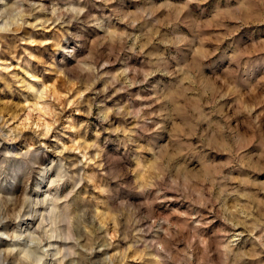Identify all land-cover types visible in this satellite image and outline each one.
Returning <instances> with one entry per match:
<instances>
[{
  "label": "rangeland",
  "instance_id": "1",
  "mask_svg": "<svg viewBox=\"0 0 264 264\" xmlns=\"http://www.w3.org/2000/svg\"><path fill=\"white\" fill-rule=\"evenodd\" d=\"M0 222V264H264V0H0Z\"/></svg>",
  "mask_w": 264,
  "mask_h": 264
},
{
  "label": "bare ground",
  "instance_id": "2",
  "mask_svg": "<svg viewBox=\"0 0 264 264\" xmlns=\"http://www.w3.org/2000/svg\"><path fill=\"white\" fill-rule=\"evenodd\" d=\"M37 204V203H36ZM35 204V205H36ZM29 205V204H28ZM43 205V204H42ZM32 206V205H31ZM30 205L29 206H27V205H21V207H20V209H19V211H18V215L19 216H25V215H27V216H29V217H31L32 215H36L37 213H35L36 211H37V208L36 207H31ZM52 210V209H51ZM50 210V211H51ZM55 210V209H54ZM53 210V211H54ZM53 211H51V212H53ZM21 214V215H20ZM42 214V213H41ZM17 217V216H16ZM21 221V220H20ZM42 221H43V218L41 217L40 218V223L38 224V226H40L41 225V223H42ZM39 222V221H38ZM1 223V222H0ZM22 222H20L19 223V232H22V229H21V226H20V224H21ZM2 225V224H1ZM41 229V228H40ZM25 232V231H24ZM52 245V244H51ZM7 249V248H6ZM8 250V249H7ZM11 254V253H10ZM22 257V256H21ZM5 259V258H4ZM3 259V260H4ZM5 262H6V260H5Z\"/></svg>",
  "mask_w": 264,
  "mask_h": 264
}]
</instances>
